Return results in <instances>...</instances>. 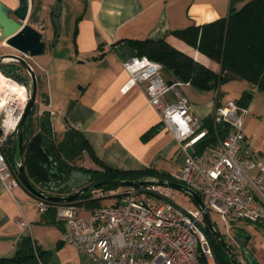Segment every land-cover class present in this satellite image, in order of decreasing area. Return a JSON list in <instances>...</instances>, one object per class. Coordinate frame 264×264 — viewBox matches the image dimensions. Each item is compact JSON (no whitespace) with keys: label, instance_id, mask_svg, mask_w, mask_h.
<instances>
[{"label":"crops","instance_id":"crops-1","mask_svg":"<svg viewBox=\"0 0 264 264\" xmlns=\"http://www.w3.org/2000/svg\"><path fill=\"white\" fill-rule=\"evenodd\" d=\"M54 1L34 0V6L28 10L30 24L37 25L44 9H50ZM229 1L80 0L82 6L69 31V40H61L60 35L56 44L49 47L47 66L39 65L47 91H43L42 99L46 107L38 113L54 112L50 115L53 137L61 139L58 136L64 135L65 125L79 133L87 147L83 152L87 168L107 166L128 171L153 168L173 177L183 164L185 153L170 130L161 124L159 111L148 104L144 95L146 83L124 87L129 74L122 62L138 54L125 40L166 37L194 58L218 69L216 62L201 55L173 32L226 17ZM47 29L40 30L48 32ZM160 74L164 82L173 79L164 67ZM180 87L183 94L187 92L194 116L203 121L211 117L216 105L215 90L201 89L191 82H182ZM173 93V90L166 93L169 100L175 99ZM259 102L260 98L253 93L242 130L252 138L254 148L264 152V136L256 133L251 120L247 124L249 113L258 108ZM12 190L8 192L0 178V264H29L7 259L20 255L18 248L26 236L36 245L44 263L84 264L83 253L61 240L63 223L55 220L54 207L37 214L31 203L35 198L20 185ZM255 201L264 206V199L256 197ZM20 218H25L29 225H20ZM241 221L245 224L238 225L235 220L231 223L236 232L249 235L246 245L258 264H264V225ZM31 262L38 264L35 255Z\"/></svg>","mask_w":264,"mask_h":264},{"label":"built area","instance_id":"built-area-1","mask_svg":"<svg viewBox=\"0 0 264 264\" xmlns=\"http://www.w3.org/2000/svg\"><path fill=\"white\" fill-rule=\"evenodd\" d=\"M22 56L33 60L28 54ZM122 66L129 74L125 88L146 83L148 104L159 111L161 124L185 153L173 178L195 191L202 205L182 209L162 194L158 185L144 184L126 186L117 202L94 208L50 204L38 198L31 201L33 209L42 214L54 207L55 220L63 223L61 240L83 253L84 264H217L210 234L208 237L197 226V222L204 223L205 211L209 215L213 211L225 226L234 220L264 225V206L255 201L256 197L264 199V152L257 151L252 138L242 130L248 107L236 100L219 102L215 92L216 105L209 117L215 140L198 148L208 127L191 113L189 99L180 89L182 82H164L160 74L163 65L144 54L125 58ZM30 87L29 77L20 81L0 70V178L10 193L19 180L14 163L3 151L30 98ZM170 90L174 100L167 98ZM19 223L29 225L25 218ZM32 246L38 264H47L33 242Z\"/></svg>","mask_w":264,"mask_h":264},{"label":"trees","instance_id":"trees-1","mask_svg":"<svg viewBox=\"0 0 264 264\" xmlns=\"http://www.w3.org/2000/svg\"><path fill=\"white\" fill-rule=\"evenodd\" d=\"M239 1H244V4L236 9L235 4ZM229 12L226 17L218 20L202 24L200 26H189L185 29L175 30V36L182 38L185 43L191 45L201 55H205L212 62L219 63L220 69H215L212 65L202 62L190 55L184 49H181L170 43L166 37L160 39H127L125 40L130 45H133L137 53L147 55V57L159 61L163 67L169 70L173 76L172 80L167 82L172 83L176 81L191 82L193 85L201 89L217 90V100L219 101V86L222 81L238 78L244 80L258 88H264V0H230ZM124 41V42H125ZM12 62L0 63V70L13 76L17 80L25 81L27 78L21 75V72H16L20 69V65H15V68L10 67ZM28 76V75H27ZM40 79V78H39ZM40 85V84H39ZM38 85V86H39ZM243 93L237 102L240 105L247 106L253 97V92L249 89L242 90ZM36 112L35 104L30 114L27 116L23 126V146L26 145L29 137L34 132L41 131L44 134L45 145L58 158L60 163L68 169H82L89 172L92 176V182H97L106 179H146V178H164L176 181L171 176L163 175L155 172V169L148 168L143 171H128L110 168L103 166L100 169H91L87 167L78 166L74 162L78 158H83V152L87 150L85 141L70 126L65 125L64 137L58 139L53 137L51 127V117L49 112L41 111L37 123H34V114ZM35 124V125H34ZM37 126L35 131L34 126ZM204 125L208 127V134L198 144V148H202L207 143L215 140L214 128L211 123V118L207 117L204 120ZM221 129V125L218 126ZM225 131L220 130L223 134ZM69 134H71L69 136ZM11 136V135H10ZM8 137L6 144H8L5 153L7 159L12 163L17 159V155L13 157V149L15 146L16 135ZM116 185H107L100 188L109 189ZM90 195V192H85L84 196ZM87 194V195H86ZM91 197V195H90ZM102 196L98 199L88 201L84 207L94 208L100 206ZM50 206L48 209L52 208ZM211 246L213 247L217 264H232L230 256L224 250L220 243L210 235ZM227 245H229L227 243ZM231 250L235 252L231 245ZM19 256L16 258H7L9 260L28 261L29 264H34L32 241L30 237L26 236L20 242L18 248ZM240 252V249H239ZM234 257V258H235ZM6 259V258H5ZM237 259V258H236ZM238 261V260H237ZM239 264V263H238ZM246 264H250L246 261ZM251 264H258L254 258Z\"/></svg>","mask_w":264,"mask_h":264},{"label":"water","instance_id":"water-1","mask_svg":"<svg viewBox=\"0 0 264 264\" xmlns=\"http://www.w3.org/2000/svg\"><path fill=\"white\" fill-rule=\"evenodd\" d=\"M15 8L10 9L0 0V42L5 43L11 52L0 53V63L16 62L19 63L25 74L31 80V95L23 111L21 119L17 125L15 135L16 141L13 149V157L18 154V160L14 161V168L17 172L19 185L22 186L30 196L35 199L41 198L50 204H63L67 206L83 208L88 201L98 199L99 197H89L87 199H78V197L89 190H96L107 185L116 186H141L144 184H154L170 186L180 189L191 196L198 205H202L200 197L195 191L186 187L182 183L164 178L147 179H106L92 182V176L89 172L82 169L65 168L58 158L45 145L44 134L41 131L36 132L23 146V126L27 116L34 108L38 85L41 84L42 74L37 73L30 66L28 60L22 54H28L31 57L42 55L47 47H53L60 34L61 18V0H55L50 9V23L53 34L51 40H47L46 32L41 31L43 27H35L28 22L29 11L34 6V0H17ZM13 12L16 18L9 16ZM40 78V79H39ZM71 134H69L70 136ZM23 151V152H22ZM37 187L49 189L53 193L40 191ZM69 188L74 192L68 195L57 194L61 189ZM204 223L197 222V226L204 234H209L220 243L227 254L230 256L232 264H238L234 252L224 240L222 235L215 227L208 211L203 215ZM233 239L240 249V255L248 263H252L254 255L246 245L249 240L248 234L234 233Z\"/></svg>","mask_w":264,"mask_h":264},{"label":"rangeland","instance_id":"rangeland-1","mask_svg":"<svg viewBox=\"0 0 264 264\" xmlns=\"http://www.w3.org/2000/svg\"><path fill=\"white\" fill-rule=\"evenodd\" d=\"M243 4H244V1L237 2L235 4L236 9L240 8ZM13 5H15V3ZM80 5H81L80 0H61L62 13H61V18H60V26H59V29H60L59 35H61V40L63 38H64V40H67V39L69 40V38L71 36V35H69V31L74 26V23H75L74 20H75L76 15L78 14V9H80L82 6V5L81 6ZM83 5H84V2H83ZM47 9H48V7L44 9V14L38 20L37 25L40 23L43 25L42 29L48 28L47 29L48 32H46V34L48 36V35L53 34V32H52L51 23L49 22L50 21V13H49V10H47ZM28 22H30V20ZM61 32H62V34H61ZM1 43L2 42H0V53L11 52V50H9V48L6 47L4 41H3V45H1ZM46 49L47 50L44 54L34 56L33 60L28 59V62H30L32 64V66L34 67L36 74L41 72V70L39 69V65L47 66L50 48L47 47ZM15 65L16 64L13 63V65H9V66L12 68L13 67L15 68ZM18 65H20V64H18ZM217 65H218L217 67L219 70L220 69L219 63H217ZM16 72H21L22 73L21 75H23L26 78L28 77L27 75L23 74L21 68L18 70L16 69ZM45 86H46V84L44 83V86H43V82H42V86H39V89H37L36 99H34L36 112H35L33 118H34L35 124L37 123V120L40 117V114L38 113V111L40 109H44L46 107L44 100H42L43 99V91H45V92L47 91V87H45ZM181 87L187 88V89L189 88V87H184V86H181ZM181 87H180V89H181ZM244 89H249V91H252L254 93V96L256 98H260V100H261V102L258 103V104H260L258 106V108L249 113V116L247 118V124H248V121L251 120V125H253V127L255 126V129L257 131L256 133L261 135V136H264V88L255 87L249 83H246L242 79L232 78V79L224 80L221 82V84L219 86V91H218L219 92V98L221 99L222 102H225L227 100H236L237 101L238 99H240V97L243 93L242 90H244ZM186 93L187 92H185V94ZM245 116L246 115H244V117ZM244 121H245V118H244ZM56 122L57 121H56V117H55L54 123H56ZM34 129L36 131L37 126H34ZM36 132H34V134ZM10 137L11 138L14 137L13 134ZM58 137L63 138L64 135L60 134ZM4 148H5V150H7L8 144H5ZM74 162H76V164L78 166L87 167L86 162H84L83 158H78ZM125 188H126V186L125 187L124 186H112L109 189L100 190V188H99L96 190H89L88 192L91 193L90 195L92 198L102 196V198L99 199L101 201L100 204H107V203L117 202L118 201V199H117L118 194L122 190H124ZM159 189H160V192L162 194H165L168 199H170L176 205L182 207V209L183 208L192 209V208L196 207L195 200L191 196H189V194H187L186 192H184L180 189L170 187V186H162V185L159 186ZM12 191H13V194L17 198H19L16 191H14V190H12ZM90 195L88 194V196H86V197H90ZM86 208H89V207H86ZM210 215H211V221H213L215 227L217 228L219 233L222 235L224 240L229 245H231L232 249L235 252H237L235 258H237L238 263L239 264H246V261L240 255L238 245H236V242L233 239V235H234V233H236V229L234 228L233 223H230L229 226H225L222 222L216 220L217 216L213 211H210ZM235 222H237L238 225L245 224V222H243L241 220H235ZM67 244H69V243H67ZM75 249L77 251H79L77 248H75ZM83 258H85V257H83ZM85 263H86V258H85Z\"/></svg>","mask_w":264,"mask_h":264},{"label":"flooded vegetation","instance_id":"flooded-vegetation-1","mask_svg":"<svg viewBox=\"0 0 264 264\" xmlns=\"http://www.w3.org/2000/svg\"><path fill=\"white\" fill-rule=\"evenodd\" d=\"M3 3H5L10 9H13V8H15L16 7V5H17V0H1ZM15 3V5H13ZM53 4H54V2H53ZM53 4H52V6H53ZM52 6L50 7V9L52 8ZM50 9H48L49 10V13H50ZM9 16H11V17H13V18H16V16L13 14V12H11L10 11V13H9ZM52 27V26H51ZM51 38H52V36L49 38V37H47V40L49 41V40H51ZM1 45H3V43H1ZM21 70H22V72L24 71L22 68H21ZM23 74H25L24 72H23ZM26 75V74H25ZM25 148H26V146H24V150L23 151H25ZM22 151V152H23ZM17 155V159L16 160H18V154H16ZM14 163V162H13ZM66 168V167H65ZM40 191L42 190V192H46V193H53V192H51V191H49V189H44V188H40V187H37ZM74 191L73 190H70L69 188H63V189H61L57 194H60V195H68V194H71V193H73ZM84 194L85 193H82L79 197H78V199H87V198H89V197H86V196H84Z\"/></svg>","mask_w":264,"mask_h":264},{"label":"bare ground","instance_id":"bare-ground-1","mask_svg":"<svg viewBox=\"0 0 264 264\" xmlns=\"http://www.w3.org/2000/svg\"><path fill=\"white\" fill-rule=\"evenodd\" d=\"M10 89H16L14 84H7Z\"/></svg>","mask_w":264,"mask_h":264}]
</instances>
